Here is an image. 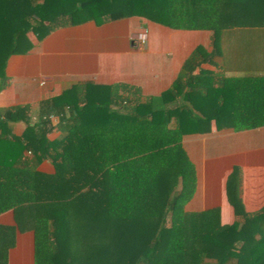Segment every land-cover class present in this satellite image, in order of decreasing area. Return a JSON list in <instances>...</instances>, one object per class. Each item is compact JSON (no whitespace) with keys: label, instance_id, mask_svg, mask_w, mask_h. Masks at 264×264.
Listing matches in <instances>:
<instances>
[{"label":"trees","instance_id":"16d2710c","mask_svg":"<svg viewBox=\"0 0 264 264\" xmlns=\"http://www.w3.org/2000/svg\"><path fill=\"white\" fill-rule=\"evenodd\" d=\"M127 18L210 31L212 50L197 47L146 100L125 84L85 83L42 101L36 121L27 106L0 110V214L30 219L35 264H264V207L245 211L237 168L226 183L231 225L185 213L196 171L182 146L184 136L264 126V75L201 69L223 56L225 31L264 27V0H0V89L31 35ZM249 49L234 55L250 61ZM46 160L53 173L39 171Z\"/></svg>","mask_w":264,"mask_h":264},{"label":"crops","instance_id":"0c3cea01","mask_svg":"<svg viewBox=\"0 0 264 264\" xmlns=\"http://www.w3.org/2000/svg\"><path fill=\"white\" fill-rule=\"evenodd\" d=\"M233 31L231 35L225 31L223 56L215 60L216 66L203 64L201 69L226 76L264 75V27ZM141 35H145V42ZM30 39L34 46L29 53L8 60L0 110L27 106L35 121L42 101L77 84H125L138 90L142 100L160 95L173 85L184 61L197 47L212 50L210 31L171 29L142 18L102 25L86 22L55 29L42 41L33 35ZM254 46L258 50L250 61H239L234 55L245 49L252 53L249 48ZM58 121V117L51 118L54 125ZM25 128L19 122L13 133L20 136ZM182 146L196 171V190L185 206L186 214L210 213L214 223L231 225L236 216L226 183L234 168L240 172L245 211L256 213L264 207V126L184 136ZM39 171L53 173L54 168L46 160ZM0 227L10 232L4 231L7 238L0 240L1 252H5L0 260L35 264V233L30 219L23 216L18 222L16 209H10L0 214Z\"/></svg>","mask_w":264,"mask_h":264},{"label":"built area","instance_id":"2783aa9c","mask_svg":"<svg viewBox=\"0 0 264 264\" xmlns=\"http://www.w3.org/2000/svg\"><path fill=\"white\" fill-rule=\"evenodd\" d=\"M140 40H141L142 42H145V35H141V36H140ZM53 117H55V116H51L50 119L53 118Z\"/></svg>","mask_w":264,"mask_h":264}]
</instances>
